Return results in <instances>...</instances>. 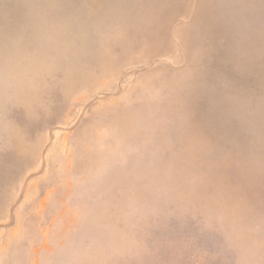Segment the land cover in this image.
Segmentation results:
<instances>
[{"label":"rangeland","instance_id":"obj_1","mask_svg":"<svg viewBox=\"0 0 264 264\" xmlns=\"http://www.w3.org/2000/svg\"><path fill=\"white\" fill-rule=\"evenodd\" d=\"M0 264H264V0H0Z\"/></svg>","mask_w":264,"mask_h":264}]
</instances>
